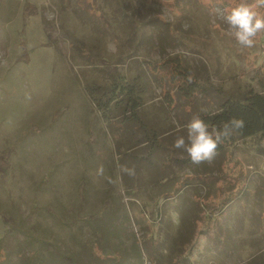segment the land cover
Here are the masks:
<instances>
[{
  "label": "rangeland",
  "instance_id": "obj_1",
  "mask_svg": "<svg viewBox=\"0 0 264 264\" xmlns=\"http://www.w3.org/2000/svg\"><path fill=\"white\" fill-rule=\"evenodd\" d=\"M239 2L0 0L1 243L20 245L25 228L50 231L51 238L55 232L69 235L81 218L100 214L119 199L131 217L121 225L123 237L146 232L160 240L169 230L159 264H182L176 257L178 242L191 260L183 264H264V135L236 140L210 163L183 165L174 159L185 155L173 142L187 137L180 120L191 108L213 112L230 93L247 85L263 88L264 33L245 48L223 20ZM257 11L264 14V6ZM176 55L195 69L208 93L186 111H172L163 88L141 73L148 90L140 114L164 133V149L154 156L153 167L141 166L142 199L132 201L120 176L122 166H129L135 170L129 180L136 182L138 160L127 149L144 128L134 122L125 129L104 124L85 84L109 83L112 74L131 79L148 62ZM134 151L140 156L146 145ZM160 175L191 183L164 202L153 186ZM235 196L226 209L227 240L199 237L194 243L196 213ZM144 255L143 264H157Z\"/></svg>",
  "mask_w": 264,
  "mask_h": 264
},
{
  "label": "trees",
  "instance_id": "obj_2",
  "mask_svg": "<svg viewBox=\"0 0 264 264\" xmlns=\"http://www.w3.org/2000/svg\"><path fill=\"white\" fill-rule=\"evenodd\" d=\"M139 70L141 72L131 79L112 74V80L109 83L88 82L85 84V91L104 124H109V126L119 124L118 128L125 129L134 122L144 128L142 135L138 136L134 144L127 149L128 155L138 160L136 182L133 179L130 182L129 177L132 175L124 171H121L120 176L121 180L127 184V196L132 201L142 199L146 180L141 176V166H145L146 169L153 167L155 165L154 156H161L164 149L161 140L164 133L153 124L146 122L140 114L146 103L145 97L148 90V85L143 81L141 73L150 82H156L161 89L163 88L164 101L168 107L170 105L172 111L176 108L186 111L188 106L193 107L197 98L206 97L208 93L195 69L179 55L165 59L161 63L150 64L148 62L147 67L143 66ZM261 83L263 87L261 91L254 86L247 85L243 89L226 95L213 112H193L191 108L192 111L189 114L192 116L199 114L209 125V129L219 127L233 117L243 119V129L234 131L230 138L224 140L217 148V153H224L225 147L236 140L264 135V81L261 80ZM179 100L184 101V104H179ZM190 115L180 120L182 126L191 120ZM142 144L146 145V152L139 156L134 150ZM184 153V156H175V158L172 156L171 158L183 165L192 164L188 154ZM122 160L123 158L120 160L123 165ZM126 167L131 169L129 166ZM211 174L207 171L205 175L211 176ZM112 180L113 176L109 178V182L111 183ZM153 181L155 194L163 198L164 202L178 196L183 187L191 183L188 180L182 182L178 179L161 177V175ZM236 197L227 198L223 205L218 208L212 207L209 212L200 210L196 213L199 216L193 221L194 243L199 237L206 241L218 239V241L225 242L227 240L231 225L225 222L230 215L226 209L237 200ZM115 199H117L116 196ZM83 201L86 203L89 200L85 196ZM118 201L119 199L114 200L112 206L100 214L95 213L81 218L78 222V229L69 235L55 232L54 237L51 238L50 231L41 230L31 233L30 230L26 232L28 229L25 228L20 245L7 248L0 242V264H113L115 258H119L117 264H143L144 254L152 263L159 264L164 256V248L167 247V237H170L169 230H165L166 235L160 240L155 234L146 232L142 237L137 236L135 232L132 233L130 239L123 237L120 231L121 225L124 219L131 220V217L128 212L124 211L122 205L118 204ZM219 215L221 217L217 219ZM202 219L205 222L199 225ZM166 229H169V224H166ZM178 243L176 257L181 258L182 264L187 260L191 261L186 246L182 247L180 242ZM183 248L186 250L185 253ZM259 257L256 255L254 258Z\"/></svg>",
  "mask_w": 264,
  "mask_h": 264
},
{
  "label": "clouds",
  "instance_id": "obj_3",
  "mask_svg": "<svg viewBox=\"0 0 264 264\" xmlns=\"http://www.w3.org/2000/svg\"><path fill=\"white\" fill-rule=\"evenodd\" d=\"M264 6V0H240L229 12L223 16L224 22L234 36L236 42L245 48L255 45L256 37L264 33V14L257 11L258 7ZM244 121L240 118H230L219 127H212L200 117L199 114L192 116L185 125L187 137L177 136L173 147L188 154L193 164L211 162L217 153V148L226 139L230 138L234 131L243 129ZM122 171L129 175H135V170L123 167ZM98 173L103 174V166L98 167Z\"/></svg>",
  "mask_w": 264,
  "mask_h": 264
}]
</instances>
